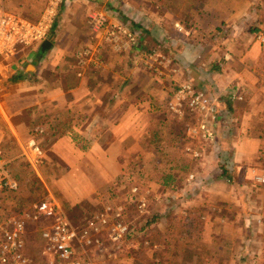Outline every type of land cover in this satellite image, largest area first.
Instances as JSON below:
<instances>
[{"label": "rangeland", "instance_id": "1", "mask_svg": "<svg viewBox=\"0 0 264 264\" xmlns=\"http://www.w3.org/2000/svg\"><path fill=\"white\" fill-rule=\"evenodd\" d=\"M106 1L109 3L98 6L93 3V10L107 11L112 7L113 11L121 12L124 20L109 18L135 30L139 46L121 34L118 35L120 48H113L106 30L93 31L88 17L87 25L92 31V35H87L92 40L89 58L79 60L77 53L85 48H78L74 57L63 62L65 65L59 68L62 72L43 69V76L54 80L59 74L63 81L66 72L69 80L76 82L81 73L91 87L95 76L99 77L103 114L111 109L108 107L111 89L117 90L122 96L120 120L126 121L128 104H135L138 111L135 129L129 133L121 127L118 145L107 144L112 135L108 134L109 130H102V134H107L103 142L107 153L100 149L75 153L69 149L70 145L55 147L70 121L63 115L53 122L52 113L32 115L29 111L32 109H27L13 119L21 127L20 138L24 141L36 138L43 152L42 163L34 167L19 158L20 148L15 139L11 142L8 132L0 145L10 161V173L20 184V190L9 195L0 207V223L6 217L23 221V264H63L42 237L53 224V218L36 217L33 211L36 204L46 200L55 204V212L59 211L58 215L78 232L87 233L74 247L76 259L82 262L264 264V185L256 184L253 179L264 174V90H252L237 111L224 117L228 122L223 125V137L218 139L220 151L213 150L212 155L209 150L199 158H194L191 152L198 147V139L189 133L196 125V117L186 103L179 106L175 96L172 101L177 111L169 104L170 94L179 90V70L181 76L187 70L191 73L179 59L186 49L179 47L176 24L186 29L183 23H190L187 21L192 9L216 8L223 2L229 4V0ZM5 3L10 12L37 20L47 0H5ZM79 4L86 7L82 2ZM79 7L65 6L58 26L67 16L74 20L77 13L71 12H77ZM260 32L258 39L246 32L244 40L260 41L264 30ZM203 34L195 35L199 44L192 51L199 59L192 76L208 72V52L212 50L209 40L214 37L213 33ZM260 44L257 54L261 61L255 70L264 74V40ZM97 48L104 58L102 63L93 64ZM129 75L135 78L134 85L128 83ZM202 86L198 78L195 87ZM149 88L153 92H147ZM22 89L25 92L26 88H21V93ZM7 90V101L11 102L15 98L14 89L9 86ZM226 168L231 172L230 179L221 175ZM167 175L174 182L170 186L160 185ZM133 188L137 193L131 202ZM102 220L107 223L100 224ZM117 222L126 225L129 233L114 240L113 227Z\"/></svg>", "mask_w": 264, "mask_h": 264}, {"label": "crops", "instance_id": "2", "mask_svg": "<svg viewBox=\"0 0 264 264\" xmlns=\"http://www.w3.org/2000/svg\"><path fill=\"white\" fill-rule=\"evenodd\" d=\"M3 1L7 8L5 0ZM217 1L220 0H216L215 2ZM81 2L86 7L82 8L80 6V8L79 5L81 4L79 3ZM103 2L108 1L64 0L61 11L68 5L79 7L77 12H71L77 13V17L74 20L70 21V18L67 16L60 26L57 25L47 40L32 48H24L22 52L9 60L0 58V145L3 142L5 132H8L9 135H7L11 142L15 139L18 148H20L19 158L26 159L27 162L29 161V158L24 153L28 142L34 137H29L25 141L23 138L21 139V135L18 133L21 127L20 125H15L13 119L20 116L27 109H32L29 110L32 115H44L45 113L50 115L52 113L54 115L53 122L60 115L70 119L65 127L67 131L60 134L61 139L55 143V147L60 148L61 146L67 147L66 145H70L69 149L75 153L83 151L77 147L73 140V135L77 134L81 139H84L89 146V151L98 149H100L99 151H105L103 145L107 134H102V130H109L108 134L111 133L112 135V140L108 141L107 144L118 145V134L121 127L127 128L129 133L130 130L135 129V116L138 112L135 104H128L125 110L126 121L120 120L119 99L122 96L117 90L111 89V106H108L111 109L106 110L105 115L103 114V109L100 106L102 103L101 95H103L100 88L102 80H98L99 77L95 76V82L92 85L93 87H91L86 81L85 75L81 73L77 75L76 82L69 80L65 70V75L62 76L63 81H60L59 74L56 75V79L54 80L46 79L43 76V69L50 68L53 71L62 72L63 70H59V68L65 65L63 62L67 61L69 57H74L76 52L74 50L78 48L86 49L77 53L79 60L85 59L86 61L89 58L88 56L91 54V51H89L88 47L91 50L89 45L92 44V40L87 35L91 34L92 31L87 25L89 23L88 17L90 12L97 11L93 10L94 4L98 6ZM101 9L98 11L102 15H105L106 11ZM189 20L187 22L190 23H183L186 26L184 33L179 30V47L188 50L180 53L179 59L187 65L191 73L187 70V74L183 73V76H181L179 70V87L182 85V82L183 84L191 83L195 86L199 78V81L203 82V86L200 89H209L210 91L208 92L215 95L214 97L218 99L217 106L220 117L218 127L216 128V143L212 147H208L204 141L195 137L198 139V147L196 146L195 149L202 155L203 152L210 150L209 152L212 151L211 154L213 155V150L220 151L218 148L220 140L218 141V139L223 137L221 136V132L224 129L223 125L225 122H228L224 117H229L230 114L237 111L238 105L249 98L252 90H264V74L258 73L255 70L257 63L261 61L257 53L260 51L263 44H260V42L264 40V37L259 36L260 41H253L252 39L249 41L244 40L246 32L255 37L257 36L258 39V32L261 33L260 31L264 30V0H239V3H235V0H232V3L223 2L222 5L216 8L205 10L195 8L191 10ZM82 25L84 29H81ZM197 33H213L212 36L214 38L213 40H209L210 47H208L212 50L208 52V66L206 69L208 72L192 76L196 59H199L196 53L192 51V49H198L199 43L197 41L199 39H195ZM46 42L50 44L47 45V48H43ZM96 54L97 56L93 64L102 63L104 57L100 48L96 49ZM87 64L89 63L87 62ZM19 76L21 78L17 82H14L13 80ZM128 80L129 84H135L134 77L129 75ZM256 83L258 84L257 87L254 85ZM9 86L14 89L13 96H15L11 102L7 101V89ZM23 87L26 89L25 92L22 89L23 92L21 93V88ZM148 91H152L151 88ZM152 92L151 96H153ZM175 95L176 93L169 96L171 107L174 106L172 100ZM53 127L56 128V124ZM233 145L236 146L238 144L233 142ZM5 161L7 162V168L10 170V161L6 160V158Z\"/></svg>", "mask_w": 264, "mask_h": 264}, {"label": "built area", "instance_id": "3", "mask_svg": "<svg viewBox=\"0 0 264 264\" xmlns=\"http://www.w3.org/2000/svg\"><path fill=\"white\" fill-rule=\"evenodd\" d=\"M63 3L64 0H48L40 18L37 21H31L9 12L4 1L0 0V58L9 60L22 52L24 48H32L47 40L59 23ZM105 15H102L100 11L92 12L89 19L93 31L105 29L108 41L115 49L120 48L118 35L121 34L133 42L136 47L139 46L135 30L117 24L106 13ZM176 27L180 31H184L180 25L176 24ZM214 96L210 92L196 88L191 83L182 84L175 95L179 106L186 103L196 117V125L189 130L190 135L200 138L208 147H212L216 143V128L220 117L217 106L218 99ZM175 107L177 106L171 107L174 112L177 111ZM191 152L194 158H199L201 154L196 149ZM24 154L29 158L32 166L37 167L42 163L43 152L36 138L30 139ZM193 177L194 175H191V178ZM253 179L256 184L264 185V174L255 175ZM19 190V181L10 173L0 150V207L6 202L9 195L16 194ZM136 193L137 189L133 188L129 196L131 202L135 200ZM54 205L50 200H46L41 204H36L33 208L36 217L53 218V224L43 232L42 237L63 264H90L76 259L74 248L75 243L81 237L86 238L87 233L78 232L65 218L58 215L59 211L55 212L56 206ZM106 223L107 220L100 222L103 225ZM128 231L126 225L117 222L113 227V239H123L129 233ZM22 233L23 221L20 218L6 217L2 219L0 223V264L24 263L21 255Z\"/></svg>", "mask_w": 264, "mask_h": 264}, {"label": "trees", "instance_id": "4", "mask_svg": "<svg viewBox=\"0 0 264 264\" xmlns=\"http://www.w3.org/2000/svg\"><path fill=\"white\" fill-rule=\"evenodd\" d=\"M230 3H232V0H229V4ZM235 3H239V0H235ZM106 13H107V15H109L111 18H113L115 20H118V21L124 20V15L121 14V12H119V11H113L112 7L107 8ZM125 20H126V23H127L128 22L127 19H125ZM133 25L134 26L136 25L139 28V30L143 31L144 33H147V31H145L142 28V26H139L138 24H135V23ZM140 46H141V43H140ZM20 78H21V76L15 78V80H13V81L17 82ZM73 136H74L73 140L76 143L77 147H79L81 151L87 152L89 146L85 142V140L81 139L79 137V135H77V134L73 135ZM221 175H222V177H226V178H229V179L232 177L231 172L229 170H227V169H223ZM172 182H174L173 177L171 175H167L165 177V179L163 181H161L159 184L162 185V186H170L172 184Z\"/></svg>", "mask_w": 264, "mask_h": 264}, {"label": "water", "instance_id": "5", "mask_svg": "<svg viewBox=\"0 0 264 264\" xmlns=\"http://www.w3.org/2000/svg\"><path fill=\"white\" fill-rule=\"evenodd\" d=\"M50 44L49 42H46L44 45H43V48H47V45Z\"/></svg>", "mask_w": 264, "mask_h": 264}]
</instances>
